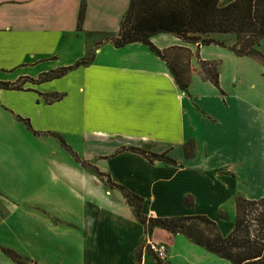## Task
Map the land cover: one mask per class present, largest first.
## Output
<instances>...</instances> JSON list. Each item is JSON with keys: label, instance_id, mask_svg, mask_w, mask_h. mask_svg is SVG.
<instances>
[{"label": "crops", "instance_id": "1", "mask_svg": "<svg viewBox=\"0 0 264 264\" xmlns=\"http://www.w3.org/2000/svg\"><path fill=\"white\" fill-rule=\"evenodd\" d=\"M128 4L87 0L78 31L81 0H0V83L37 80L95 53L93 62L60 79L0 90V248L37 264H136L144 227L120 192L67 156L47 133L71 149L77 147L68 142L74 139L84 149L78 157L141 197L148 218L203 216L227 237L235 226V199L264 198V160L256 157L255 136L247 131L243 138L247 158L219 161L223 148L240 149L238 142H226L241 139V125L217 119L210 99L192 93V77L189 93L181 91L166 63L147 47H113ZM216 36L227 35L211 38L228 47L235 43ZM151 42L160 50L187 47L196 68L197 51L204 61L221 60L205 56V48L216 46H185L167 34ZM219 84L222 89L220 73ZM55 94L61 98L49 102L47 96ZM220 99L221 111L233 113L227 94ZM17 117L28 120L32 131ZM217 125L224 130L220 138L210 133ZM82 139L81 149L76 140ZM130 148L168 153L176 165L151 164ZM241 171L249 176L244 179ZM231 184L242 189L222 191ZM187 197L192 206L184 203ZM150 237L167 245L165 264H231L182 235L156 228ZM0 264L14 263L0 253ZM141 264L156 261L141 250Z\"/></svg>", "mask_w": 264, "mask_h": 264}, {"label": "trees", "instance_id": "2", "mask_svg": "<svg viewBox=\"0 0 264 264\" xmlns=\"http://www.w3.org/2000/svg\"><path fill=\"white\" fill-rule=\"evenodd\" d=\"M219 2L220 0H129L119 32L111 41L112 45L116 49L133 44L147 47L166 63L178 88L185 93H189L191 84L189 70L193 57L191 51L187 47L160 50L151 42V38L167 34L178 39L185 46H218L228 50L236 58L251 59L264 66V55L258 50L261 41L264 40V0H234L223 7L219 5ZM86 9L87 0H81L77 21L78 31L82 30ZM213 35H231L235 38V43L228 47L211 38ZM94 57L93 52L73 66L42 74L37 80L25 79L21 84L0 83V90L23 91L22 84L26 82L40 85L60 79L68 72L90 64ZM196 59L202 81L209 82L220 96L224 97L225 93L219 84L221 62L204 61L200 58L198 51ZM181 62L185 69L182 71L179 66ZM262 77L264 78V72ZM47 97L52 99L49 102L61 98L57 94ZM17 119L23 122L29 131H32L28 120L20 117ZM46 135L57 139L74 160L84 169L95 173L99 181L105 183L110 189L120 192L136 220L144 227L146 236H151L153 230L158 228L171 235H182L191 243L231 264H264V198L246 200L237 197L235 199V226L227 237H222L216 225L203 216L148 218L143 215L144 201L141 197L114 183L108 176L81 160L62 137L51 133ZM190 145L194 147L193 144ZM128 151L140 155L151 164L159 162L176 165L168 153L155 154L133 148ZM185 152L189 154L188 145L185 147ZM184 203L192 206L191 198H185ZM0 253L14 264H37L12 250L0 248ZM135 262L141 264V248L135 252ZM156 264L160 263L156 261Z\"/></svg>", "mask_w": 264, "mask_h": 264}, {"label": "rangeland", "instance_id": "3", "mask_svg": "<svg viewBox=\"0 0 264 264\" xmlns=\"http://www.w3.org/2000/svg\"><path fill=\"white\" fill-rule=\"evenodd\" d=\"M216 37L218 39H224L227 41L230 40L231 42L235 41V38L231 35ZM217 47L218 46H216L215 48H205L204 53L205 56H221V60H219L221 62L219 67V73L221 75V86L229 99L233 103H235L233 113L226 114L221 111L220 108L223 105L221 103L220 96L212 86L210 88L206 87L204 83L201 82L202 78L198 73L199 66H197L196 68L194 65H191L189 70L191 72L190 76L192 77V93L206 95V97L210 99V111L217 119L221 120L222 123H225L228 120L234 118V123H239L242 128V135L240 140H237L236 137V141H234L235 139H228L226 142L228 144L238 142V145H240V149L229 150V148H223L222 152L220 153L221 156L218 157V160L221 161L222 157H235V160L237 159V157L247 158L249 147L246 148L247 145L244 144L245 141L243 138L245 134H248V132H250L252 136H255L253 139V148L256 152V157L259 160H264V78L262 77L264 66L262 63L251 59L236 58L228 50H223L224 48H222L220 49L224 51L222 52L219 50V48L221 47ZM258 50L262 55H264V40L261 41ZM179 66L181 71L185 70L183 62H181ZM199 77L201 78V80L199 79ZM234 99H237L238 101L234 102ZM223 131V127L218 126L217 128L215 127L214 130H211L210 133L212 137L218 136V138H220V136L223 135ZM233 135L234 134H230L229 138L233 137ZM73 140H69L68 142L72 144V146H77L76 148H73L72 151H74V153L76 154L79 153L78 155L80 156V154L84 150L82 149L85 146L84 140H76L78 144L81 145L82 150L78 148L75 140ZM209 151L212 152L213 148H209ZM68 153L66 152V155L70 156V154ZM241 175L244 179L249 176V174L244 171H241ZM222 187L223 192H225L226 190L234 192L240 191L242 189V186L234 184ZM147 239L148 238L146 236L144 242H146Z\"/></svg>", "mask_w": 264, "mask_h": 264}, {"label": "built area", "instance_id": "4", "mask_svg": "<svg viewBox=\"0 0 264 264\" xmlns=\"http://www.w3.org/2000/svg\"><path fill=\"white\" fill-rule=\"evenodd\" d=\"M147 241L143 243L142 251L151 254L155 261L160 264H165L168 257L167 245L161 242H155L150 236H147Z\"/></svg>", "mask_w": 264, "mask_h": 264}]
</instances>
